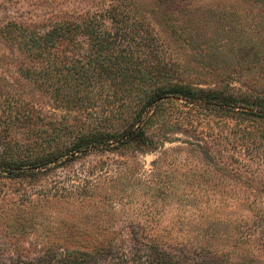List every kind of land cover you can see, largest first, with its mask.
I'll use <instances>...</instances> for the list:
<instances>
[{"label":"rangeland","instance_id":"rangeland-1","mask_svg":"<svg viewBox=\"0 0 264 264\" xmlns=\"http://www.w3.org/2000/svg\"><path fill=\"white\" fill-rule=\"evenodd\" d=\"M116 2L162 70L264 106V0H0V26ZM7 51L0 40V86L20 90ZM242 108L178 106L176 124L164 108L144 144L0 179V264H56L58 245L92 250L136 227L185 251L217 250L216 263L264 264V119Z\"/></svg>","mask_w":264,"mask_h":264},{"label":"trees","instance_id":"trees-1","mask_svg":"<svg viewBox=\"0 0 264 264\" xmlns=\"http://www.w3.org/2000/svg\"><path fill=\"white\" fill-rule=\"evenodd\" d=\"M141 39L119 2L97 13L1 25L8 49L2 55L12 59L21 88L0 86V179L36 176L90 152L144 144L164 108L174 124L178 106L226 112L240 105L264 119V106L189 87L162 70L157 51ZM57 248L56 264H231L226 255L216 263L217 250L209 256L185 251L142 227L92 250Z\"/></svg>","mask_w":264,"mask_h":264}]
</instances>
